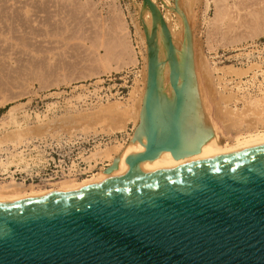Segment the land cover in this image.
Masks as SVG:
<instances>
[{
	"label": "water",
	"instance_id": "obj_1",
	"mask_svg": "<svg viewBox=\"0 0 264 264\" xmlns=\"http://www.w3.org/2000/svg\"><path fill=\"white\" fill-rule=\"evenodd\" d=\"M146 29L149 80L140 134L144 153L198 154L185 126L186 71L163 16L151 0ZM161 27L170 62L172 100L161 95L155 35ZM187 26V25H186ZM187 70V69H186ZM119 168L116 160L106 170ZM0 264H264V147L156 176L0 206Z\"/></svg>",
	"mask_w": 264,
	"mask_h": 264
},
{
	"label": "rangeland",
	"instance_id": "obj_2",
	"mask_svg": "<svg viewBox=\"0 0 264 264\" xmlns=\"http://www.w3.org/2000/svg\"><path fill=\"white\" fill-rule=\"evenodd\" d=\"M178 1L157 0L162 13L168 12V19L170 15L175 33L179 32L175 24L184 25L181 16L175 11ZM181 4L185 11L184 23L187 14L192 16L185 57L188 72L193 76L194 97L199 107L200 95L204 96L210 111L215 113L218 112L214 99L217 97L218 73L212 70L226 65H245L235 63L232 59L240 57V49L245 44L264 40V0H195L192 6L187 5V0H182ZM149 21V9L144 8L143 0H0V139L18 131V124L24 129H35L40 125L37 115L42 121L46 117H60L69 110L70 101L86 109L87 106L91 108L97 105L100 97L108 96L120 100L126 106H132L134 99L131 93L134 88L136 100H141L142 91L146 87L143 71L146 67L148 41H143L139 33L144 32L147 38L145 22ZM158 30H161L160 26ZM147 31L154 37L151 29ZM155 36L156 42L161 45L160 52L164 50L165 54V60L161 58L163 63L160 73L164 74L168 67L170 73L171 64L167 61L163 33L158 35L157 31ZM135 42H138L137 47ZM132 57L137 58L136 61L133 59L135 62L131 61ZM263 68L262 64V72ZM262 72H259L256 82L251 81L252 76L243 80L240 97L246 94L261 96L262 92L255 93L251 87L263 80ZM219 75L223 76L222 73ZM230 83H222L220 86L223 92L228 91H225L227 95L237 93L235 82ZM80 95L84 97L82 103L76 101ZM240 103L238 107H242ZM214 105H217L216 109ZM233 106L230 102V107ZM11 116L16 119L17 125L8 123ZM128 131L132 137L135 135L133 123L128 126ZM236 131L232 130V133L236 134ZM47 134L29 135L27 141H24L26 145H2L1 161L24 151L23 154L28 158L44 156L49 164L39 167V170L34 169L32 174V171L24 174L19 171L14 178L4 175L0 169V187L15 182L27 192L33 189L55 192L61 188L62 182L70 180V167L75 161L81 166H78L71 179L91 177L102 171V166L107 169L102 165L86 172L87 166L80 164L79 160V153L83 149L89 150L98 140L114 145L116 139L131 143L126 134L118 138H90L92 141L89 139L87 142L78 140L74 144H66V140L57 143L58 140L52 138L54 133Z\"/></svg>",
	"mask_w": 264,
	"mask_h": 264
},
{
	"label": "bare ground",
	"instance_id": "obj_3",
	"mask_svg": "<svg viewBox=\"0 0 264 264\" xmlns=\"http://www.w3.org/2000/svg\"><path fill=\"white\" fill-rule=\"evenodd\" d=\"M151 1L155 4L157 8H159L163 16V19L166 23V26L168 28L169 37L171 39L175 55L182 64L183 69H185V71L187 72L186 73L187 83L185 87L186 136L189 146L196 145L197 140H200L201 138L204 140L200 152L198 154L191 155L180 160H176L171 154V152L166 150L163 151L157 159L139 163L137 164L135 169L131 168V164H132L131 162H133L134 159L139 154L145 152L148 143V137L141 135L139 132L140 130L139 125L141 124L144 117L146 95L148 90V80H149V46H148V53L147 56L145 57L146 67H144V71H143L144 72L143 78L146 87L142 91L141 100H136L135 98L136 89L135 88L133 89L131 93V97H133L134 99L133 100L134 104L131 101V103L133 104L132 106H126L120 100H113L108 96H106V98L100 97L98 104L92 106L91 108L90 107L88 108L87 106L88 109L87 108L83 109L84 107H79L76 104H72L70 101L71 106L69 105V110L65 114H62L60 117H56L54 119H52L53 118L52 117L51 119H49L48 117L45 116L46 117L45 118L43 116L46 120L42 121L41 117L37 115V119L39 120L40 125L37 122L39 126L36 128L34 127L35 129L26 128V127L24 129L21 128L20 124H18L19 126L18 131H13L10 135L5 136L4 139H0V148H1L2 145L6 143L8 144L12 143L15 147H17L19 145H22L24 141H27L26 139H28L27 137L29 135L31 136L34 135L36 136L41 134L44 135V133L46 134V132H48L49 135L54 133V135L52 134L53 135L52 138L53 139L56 138L58 140L57 143H59L61 140L62 142L63 140H66V144L69 143L74 144L75 141L78 140L79 141L84 140L87 142L90 138L94 140L100 136H109L111 138L114 137L118 138L119 135L126 134L127 136L129 135V138L131 139L130 144H128L127 140L120 141V139L119 141L118 139H116L115 145L113 143H104L98 140V142L94 143V146L92 148H90L89 150L83 149L81 153H79V160L81 162L80 164L82 165L84 164L87 166L85 169L86 172L94 170L102 165H104V167L106 166L108 169V167H111L116 160H118L119 162V168L114 172L108 174L106 173L107 169L103 168L102 166V171L94 173L91 177L84 178L82 180H75V179H71L73 177L72 175H74L73 173L77 170V168L81 166L75 161L73 162V165H71L70 167V174H69L70 180L67 179L66 181L62 182L61 188L59 190L55 192H45V191H35L33 189L30 190V192H27L26 190H22L23 188L21 186L15 184V182H12L10 186L0 187V206L26 202L39 198L58 196L65 193L75 192L83 189L96 188L99 186H104L106 184L121 181L133 175L156 176V175L172 172L175 170H180L192 166L205 164L218 159L230 157L233 155L249 152L264 147L263 92L262 94L260 93L261 96L259 95L251 96L250 94L249 95L246 94L242 97L239 96V93L243 92L242 86L244 84L243 80L245 78L252 76L251 81L253 82L258 81L259 72H262V64L256 62H251V63L249 62V64H245V65H226L222 68H217V67L213 68L212 71L218 73L216 85L218 86L219 92L218 90L216 91L217 93L215 94L217 97L214 98L215 103L218 105V108L217 105L216 106L214 105V107L215 109L217 108L218 112L215 111V113H212L210 111L209 104L205 101L206 98L200 95L199 102L201 103V105H199V107L202 109L201 112L200 108L197 105V101L194 97V91L192 86L193 76L188 72L187 61L185 57V50L187 45L186 38L188 37L187 33H188V29H190L189 25L191 24L192 16L190 14L189 15L187 14L186 22L184 23L185 11L182 8V4H181L182 0L176 2L177 3L176 9L175 7L174 9L178 13V15L181 16L185 28L184 25L182 26V23L175 24L176 27L179 28V32L175 33L174 27L171 24L170 15L168 19V12L163 11L162 13V10L157 0H151ZM166 2L169 3L168 1ZM194 2L195 0H187V5L189 4V6H192ZM148 9L150 14V21L149 23L145 22V26L147 27V29L149 28L151 29V31H153V27H154L153 14L149 7ZM157 31H158V35H161V32L163 33L162 29L160 31L159 30ZM139 34L143 39V41L147 40V38L144 35V32H140ZM163 37L165 44L166 37L164 33H163ZM155 41H156V36H155ZM135 43H136L135 47H137L138 42ZM155 43L157 45L158 59L161 62V58L165 60L163 58L165 57L164 50L163 52H160L159 48L161 45H159L157 42ZM165 46H166L165 50H168L167 44H165ZM139 54L140 53H138V55ZM134 58L132 57L131 60L132 62H135L137 59ZM133 59L135 61H133ZM164 69L166 70V67ZM168 69L169 67L164 72V74H161L160 73L161 69H159L158 84H159L160 94L172 100L174 89L173 88L170 89L171 87V84L169 83L170 73H168L169 72ZM220 73L223 74L222 77L219 75ZM230 78L232 79L230 80ZM198 81L200 82V80L197 78V83ZM232 81L235 82L237 93L231 92L229 93L230 95H227V93L225 92L227 90L223 92L220 86L222 83L227 85ZM198 84L200 85V83ZM83 100L84 97L81 95L76 98L77 102H81V101L83 102ZM230 102L234 104L233 107H230ZM238 102H241L240 104H242V107H238ZM204 114L207 115V118L211 121V123L208 119L206 120V118H204L206 117ZM8 123L12 124V126L13 124L17 125L16 119L13 116H11V120H9ZM130 123H133L135 126V132H134L135 135L133 137L130 135L128 131V126L130 125ZM10 124H8V126H10ZM236 129L237 131L238 130L239 131L237 132ZM232 130L233 131L235 130L236 134L235 132H233L234 133L233 134ZM111 141H113V139ZM135 151L137 153H133ZM23 152L20 154L18 152L17 155H12L11 157L7 158L4 161H1L2 159L0 160V169L2 170L4 175H10L11 178H14L13 176H15V174L18 173L19 171L22 174L32 171L31 172L32 174L34 169L36 168L38 169L41 166H46L47 164H49V160H46L42 155H38L35 157L29 156L31 158H28L26 157V155L23 154ZM12 169H16V170H14L11 173ZM36 174H38V172Z\"/></svg>",
	"mask_w": 264,
	"mask_h": 264
},
{
	"label": "built area",
	"instance_id": "obj_4",
	"mask_svg": "<svg viewBox=\"0 0 264 264\" xmlns=\"http://www.w3.org/2000/svg\"><path fill=\"white\" fill-rule=\"evenodd\" d=\"M240 57L233 58L232 61L239 64H247L249 62L257 61L263 64L264 67V40L253 41L245 44L241 49ZM264 74V68L263 72ZM263 81L261 84L257 83L256 86L251 87L255 93H264V76H261Z\"/></svg>",
	"mask_w": 264,
	"mask_h": 264
}]
</instances>
